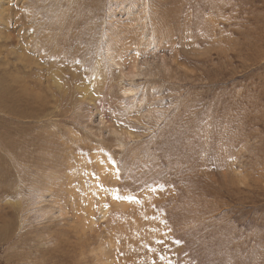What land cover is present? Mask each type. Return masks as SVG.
Here are the masks:
<instances>
[{
  "label": "rangeland",
  "instance_id": "rangeland-1",
  "mask_svg": "<svg viewBox=\"0 0 264 264\" xmlns=\"http://www.w3.org/2000/svg\"><path fill=\"white\" fill-rule=\"evenodd\" d=\"M95 1L0 0V264H264V0Z\"/></svg>",
  "mask_w": 264,
  "mask_h": 264
},
{
  "label": "bare ground",
  "instance_id": "bare-ground-1",
  "mask_svg": "<svg viewBox=\"0 0 264 264\" xmlns=\"http://www.w3.org/2000/svg\"><path fill=\"white\" fill-rule=\"evenodd\" d=\"M68 1V0H67ZM79 2H80V4H81V6L84 8V4L86 5V0H84V2L82 1V0H79ZM68 3V2H67ZM95 3L98 5L99 3H100V0H96L95 1ZM70 4V3H69ZM83 8L81 9V11H83ZM70 9V8H69ZM73 30V29H72ZM93 33V32H92ZM3 102V101H2ZM1 106V105H0ZM2 107V106H1ZM4 108V107H3ZM11 115V114H10ZM15 116V115H14ZM21 117V116H20ZM15 118V117H14ZM4 121V120H3ZM8 129V128H7ZM16 131V130H15ZM3 135H5V134H3ZM2 135V136H3ZM9 135V134H8ZM41 135V134H40ZM6 136V135H5ZM1 137V136H0ZM8 138V137H7ZM34 138V137H33ZM37 139V138H36ZM39 139H40V137H39ZM4 140V139H3ZM29 141V140H28ZM33 142H34V140H33ZM42 144H44V143H42ZM36 145V144H35ZM37 145H39V144H37ZM40 146H41V144H40ZM45 147V146H44ZM37 150H39V149H37ZM48 150H49V148H48ZM48 150H47V152L46 153H48ZM45 151V150H44ZM37 153V152H36ZM40 153V152H39ZM45 153V152H44ZM42 154V153H41ZM53 154V153H52ZM37 155H38V153H37ZM46 156V155H45ZM18 160V159H17ZM47 160V159H46ZM19 162V161H18ZM24 163H26L25 161H23ZM22 162V163H23ZM18 165V164H17ZM50 165V164H49ZM52 165V164H51ZM25 166H27V165H25ZM40 197V195L39 196H37L36 198L38 199ZM35 198V201H38L37 199ZM21 207V206H20ZM21 212H22V209H19Z\"/></svg>",
  "mask_w": 264,
  "mask_h": 264
}]
</instances>
